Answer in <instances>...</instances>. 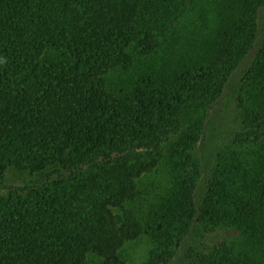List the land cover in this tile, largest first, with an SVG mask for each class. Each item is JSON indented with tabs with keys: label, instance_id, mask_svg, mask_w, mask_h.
Segmentation results:
<instances>
[{
	"label": "trees",
	"instance_id": "trees-1",
	"mask_svg": "<svg viewBox=\"0 0 264 264\" xmlns=\"http://www.w3.org/2000/svg\"><path fill=\"white\" fill-rule=\"evenodd\" d=\"M262 7L0 0V264H264Z\"/></svg>",
	"mask_w": 264,
	"mask_h": 264
},
{
	"label": "rangeland",
	"instance_id": "rangeland-1",
	"mask_svg": "<svg viewBox=\"0 0 264 264\" xmlns=\"http://www.w3.org/2000/svg\"><path fill=\"white\" fill-rule=\"evenodd\" d=\"M260 22H261V29H264V7H262L260 12ZM257 47L258 46H256L255 48ZM255 50H253L247 56L241 68H246L251 63V61L254 58ZM238 80H239V75L237 74L235 76L234 81H238ZM207 138H208L207 141H201L199 144V154L200 157L202 158V163H203V173L199 180V190L201 191L205 188V178L208 172V167L213 163L216 152V149L212 144L213 136L209 134ZM43 180L44 178L42 175H36V174L32 175L27 172H17V171L15 172L10 170L6 175V182L9 185L22 186L27 183H32V184H35L37 182L39 183ZM150 248H151V243L148 241V236H141L136 240L128 242L124 246V254L128 264H140L141 262H143L147 258L148 251ZM95 260L96 259H94V262ZM91 264H95V263L92 262Z\"/></svg>",
	"mask_w": 264,
	"mask_h": 264
}]
</instances>
